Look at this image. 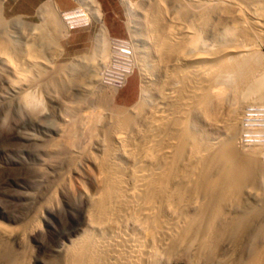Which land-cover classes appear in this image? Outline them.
I'll use <instances>...</instances> for the list:
<instances>
[{
  "label": "bare ground",
  "instance_id": "bare-ground-1",
  "mask_svg": "<svg viewBox=\"0 0 264 264\" xmlns=\"http://www.w3.org/2000/svg\"><path fill=\"white\" fill-rule=\"evenodd\" d=\"M74 2L98 25L96 48L59 65L54 79L75 82L82 94L94 90L96 104L91 108L97 114L85 111L77 116V107L67 108L66 118L69 115L72 122L66 130L57 127L56 133L65 136L70 165L77 146L86 150L102 139L104 148L97 154L99 189L83 193L84 228L76 238L59 244L56 264H172L178 254L188 256L191 264H264V154H243L244 146L237 142V120L245 101H264V59L247 42L254 21V34L264 29V0H123L130 34L140 46L134 43L133 66L141 70L142 86L139 100L130 107H111L115 90L103 82L115 39L101 3ZM59 12L55 3L47 2L40 9L41 22L31 23L20 15L7 19L0 9V65L10 91L3 101L17 117L35 116L41 106L35 100L37 80L47 69L54 71V49L60 56L65 51L47 30L50 17ZM216 15L227 17L220 32L213 31L226 46L218 47V55L223 54L218 73L214 78L204 74L202 82L201 75L199 84L191 67L211 69L216 60L214 41L203 36ZM223 82L228 88H211ZM226 88L234 91L233 97H226ZM61 138L56 141L63 142ZM64 172L48 180L27 214L11 226L0 224V264H27L39 213L52 205ZM248 228L253 234L249 243ZM12 241L22 253L14 252Z\"/></svg>",
  "mask_w": 264,
  "mask_h": 264
},
{
  "label": "rangeland",
  "instance_id": "rangeland-1",
  "mask_svg": "<svg viewBox=\"0 0 264 264\" xmlns=\"http://www.w3.org/2000/svg\"><path fill=\"white\" fill-rule=\"evenodd\" d=\"M33 1L42 2L38 6L35 13L26 14L25 11L29 8V4ZM64 1L67 6L63 5V3L60 4L57 0H19L16 4L10 0H0V9L3 11L5 18H13L16 20L18 17L24 16L31 23L41 22L40 18L42 14H40V9L44 4L47 2L55 3L60 9V12L56 14V16L54 15L55 17L48 16L51 20L47 23V30L55 39L60 40V43L65 50L60 56V53L58 52L59 50L55 51L54 49L56 58L53 61L55 64L53 62L52 63L56 66H54L56 74H53V68L51 69L49 67L50 69H47L41 75L42 80L40 78L37 80L38 85L40 84L38 87L39 91L37 90L39 97H35V100L38 101L39 99L38 102L41 106L38 107L34 114L38 117V120L33 119L35 116H28L25 113L20 114L17 117V114L15 115L16 111L8 107V102L3 101L5 95H8V92L10 91L8 89L9 85L6 81L7 73L5 71L2 72L3 66L0 65V224H3L4 226H11L13 221L18 220L23 215L27 214L31 209H33V205L37 203V199L47 187L46 183H49L50 179L57 177L56 175L58 173L60 174V172H64L62 170L65 169L67 171L64 172V177H62L64 178L62 179L63 182L59 185L60 187L53 198L54 200L52 205L45 206L39 213L38 217L40 219L38 218V226L35 228L36 231L34 232L30 243L32 247H30L27 251L28 256L26 257L27 259H25L27 264L57 263L59 260V254L57 253L59 244L62 242L68 243L70 239H73L75 236L77 237L84 228V215L87 210V202L83 193H85V190L89 193H96V190L99 189L100 186L99 173L101 168L99 166V162L97 161V156L103 151L104 141L101 139L102 141L99 140L93 145L91 144L86 150H79V147L77 146L76 148L78 151L75 152V149L72 150V152L77 154L73 159L74 161L72 160V164L70 165V157L69 155L67 156V154H69V152L67 153L69 149H66L68 146L66 147L63 145L66 142H64L65 136H63L64 138L62 136L59 137L56 133L58 128L66 130L72 122L70 120L72 117L70 118L68 117L69 115H67L66 118V114L69 112L66 111L67 108L73 109L74 107H77V110L74 108L76 112H79L77 116H80L82 112L85 111H88V114H97L96 110L91 108L95 107L94 104H96V96L93 95L95 93L94 90L92 94L91 92L89 94H82L75 82L66 84L62 79H60V81L59 79H54L55 77L58 78L56 70L59 65L62 66L79 55L90 54L96 48L98 25L94 22H90V19L86 14H81V6L76 4L74 0ZM132 1L136 3L141 2V0ZM99 2L101 3L103 19L109 29L110 36L115 39V43L111 47L113 57L107 62L109 64H107L108 66L106 68L111 72H116L117 70L120 72L115 79H112V81L106 80V73L104 72L103 82L106 88H114L112 90H115V96L112 101L113 103L111 102V107H130L136 104L139 100L142 86L141 70L138 66H133V64L136 65L134 62L135 56L133 58V51H135V49L133 50V48L136 47L135 45H137L138 42L136 44L135 39L130 34V29L127 25L130 18L128 17L127 7L124 5L123 0H99ZM246 4L247 6H250L249 3ZM226 18L223 19L216 15L214 18L216 20L213 21L214 23H211V27H208L209 30L206 29L208 31L203 33L206 41L209 40L208 42L211 43L214 41L212 45L215 44L213 51H216L214 53L216 54V60L211 65V69L208 67L201 69L196 65L188 67V70L191 67V71H193V76L195 77L194 81L196 80V83L201 84V80L204 78L203 75L206 73H210L212 76L213 74L215 76L218 73V66L216 65H218L219 57L223 55H218L220 51L218 47L221 48L222 46L223 49L226 46V43L219 41L220 39L215 33L216 31L220 32L219 26L226 21ZM248 23L249 25L251 24L250 22L244 24ZM253 27H257L255 21ZM253 27L252 29L250 28V31H254L255 28ZM14 29L15 28H13V30ZM257 29L258 28H256V30ZM15 30L16 32L18 31L17 33L22 35L20 33V29ZM213 31H215L214 34L216 38H214ZM253 31L250 32L251 35H249L250 38L247 42L255 46V48L257 47L256 50L259 51V55H261L260 58L264 59V29H258L255 34ZM209 44L210 43H208V45ZM219 44L223 45L219 46ZM139 47L140 46L138 44L136 48ZM224 52L227 54L229 50ZM177 71V73L181 72L178 69ZM226 84L225 82L217 85L216 83H213L211 88L214 89V91H217L225 88ZM226 87L228 88V86ZM95 90H98L96 86ZM225 91L228 93L225 94L226 97L229 94L228 98L233 97V90L231 91V89H227ZM97 93L98 92H96V94ZM247 100L242 106L240 118L237 120V129L239 130L237 134V142L238 144H241L240 146H244V148L241 147L243 148L242 153L244 152L245 154H249L251 156L253 154V156H261L264 154V101L251 103V99ZM226 101L227 98L224 102L225 105L227 104ZM82 105L84 107L86 106L87 110H84L86 107L84 108ZM100 106L101 108L103 107V105ZM223 107L225 108L226 106L223 105L222 108ZM224 112L225 109H221L219 113L220 123H223L222 120ZM9 115H11V117ZM65 118L70 119L65 121ZM7 119H9L8 123L5 122ZM75 119L77 118L74 117V120ZM248 120L251 121L249 122ZM60 138L63 142L58 141V144L56 140H59ZM51 145L54 147L57 146L58 149L52 148L51 150ZM260 148L262 150H260ZM50 151L54 154L56 152V154L54 155L52 153L51 155ZM254 151L256 152L254 153ZM65 153H67L66 156ZM256 153H258V155ZM59 174L58 176H60ZM248 200L255 202L252 198ZM245 234L247 237H245V242L249 243L250 238L253 236L251 229L248 228ZM15 242L16 241H12L10 243L14 247V252L20 251V253H22V249L20 248L18 242ZM220 253L223 254L222 251H220ZM246 255L247 254H245V256ZM176 258L177 259L173 261L172 264H191L189 257H186L185 254H178ZM29 261L31 263H29ZM212 264L224 263L212 262ZM234 264L238 263L235 262Z\"/></svg>",
  "mask_w": 264,
  "mask_h": 264
},
{
  "label": "crops",
  "instance_id": "crops-1",
  "mask_svg": "<svg viewBox=\"0 0 264 264\" xmlns=\"http://www.w3.org/2000/svg\"><path fill=\"white\" fill-rule=\"evenodd\" d=\"M11 2H14L15 4L19 1V0H10ZM45 1V0H44ZM60 4L63 3V5L67 6L65 3L64 0H57ZM42 1L40 2H36V1H33L29 4V8L25 11L26 14H32V13H35L38 6L41 4Z\"/></svg>",
  "mask_w": 264,
  "mask_h": 264
},
{
  "label": "built area",
  "instance_id": "built-area-1",
  "mask_svg": "<svg viewBox=\"0 0 264 264\" xmlns=\"http://www.w3.org/2000/svg\"><path fill=\"white\" fill-rule=\"evenodd\" d=\"M106 73L105 77L107 78L106 80H111L115 79L116 76H118V74L120 73L119 70H117L116 72H111L110 70H108L107 68L104 71ZM117 79V78H116ZM122 86V85H121ZM120 86V87H121Z\"/></svg>",
  "mask_w": 264,
  "mask_h": 264
}]
</instances>
